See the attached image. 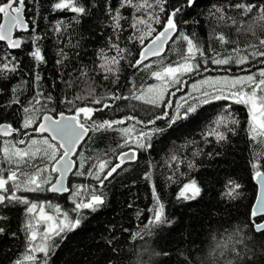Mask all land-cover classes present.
Returning a JSON list of instances; mask_svg holds the SVG:
<instances>
[{"label": "snow or ice", "instance_id": "6c2138e0", "mask_svg": "<svg viewBox=\"0 0 264 264\" xmlns=\"http://www.w3.org/2000/svg\"><path fill=\"white\" fill-rule=\"evenodd\" d=\"M198 7V0H0V236L19 239L23 234V251L12 264H50L58 240L67 239L88 214L106 206L108 186L142 154L143 178L152 182L148 169L156 163L148 156L155 144H174L208 106L218 111L201 133L204 141L228 143L243 131L250 142L264 145V0H210L205 8ZM201 18L209 30L207 44L188 31ZM241 36L249 39L241 42ZM101 40L86 63L88 43ZM49 54L52 69L46 74ZM126 69L133 77L144 74L140 82L123 77ZM97 79L110 85L107 92L97 94ZM58 82L63 87L54 95L51 89ZM121 101L128 102L127 112ZM237 106L246 112L243 124ZM107 132L120 138L109 150L111 156H85L83 146L93 134ZM258 156L249 164L259 194L246 206L243 227L264 237V157ZM182 163L196 167L192 160L170 156L165 183L180 185L177 201H194L202 187L196 179H178L188 175L180 172ZM85 176L94 183L74 182ZM149 186L153 205L147 209L151 215L145 228L171 227L175 221L166 215L156 183ZM241 190L230 179L223 198L237 199ZM45 192L67 194L70 206L27 195ZM14 208L23 210L20 227L8 232L5 212ZM241 232L233 234L235 243L232 235L218 242L205 264H244L247 252L238 247L244 244ZM144 235L136 233L141 239ZM113 238L106 241L110 247ZM178 264H189L188 258Z\"/></svg>", "mask_w": 264, "mask_h": 264}, {"label": "trees", "instance_id": "16d2710c", "mask_svg": "<svg viewBox=\"0 0 264 264\" xmlns=\"http://www.w3.org/2000/svg\"><path fill=\"white\" fill-rule=\"evenodd\" d=\"M209 3L210 0H198L197 11ZM85 27L88 25L85 24ZM220 30L236 39L229 29ZM188 31H195L206 44L209 41V30L205 27L204 18H201L199 26H190ZM247 39H249L247 36L240 37L241 42ZM102 44V40L99 43L94 41L88 43L85 49L87 55L84 57L86 63L94 58L93 53ZM214 46H217L215 42ZM50 47L51 42H46V50ZM48 60L46 74L52 69L51 54L48 55ZM24 63L28 64L27 58ZM232 71L239 72V69L233 67ZM143 75L137 73L133 77L131 69L123 71V77L135 78L137 83ZM123 82L127 84L128 80L125 79ZM148 82L155 83L154 80ZM62 87L63 83L58 82L56 88L51 90L54 95H59ZM109 87L106 82L101 83L97 79V94L107 92ZM48 90L50 89L46 79L45 91ZM119 103L127 112L125 105L128 102ZM217 111V106H208L202 112V118L188 126L184 136L177 139L174 144L168 140L156 143L148 156L156 163L155 168L148 169L153 172L152 182L156 183L157 191L165 203L166 215L175 221L171 227L148 225V228H145L147 217L151 215L147 209L153 205V201L149 186L152 182L143 178L145 154H142L138 163L128 165L129 171L122 173L108 186L106 206L96 213L88 214L80 228L67 234V239L58 240L59 247L51 256L50 264H159L161 260L164 264H178V260L185 257L188 258L189 264H205V261L214 257L213 250L218 242L223 243L232 235L231 242L235 243L237 237L233 234L237 229H242L241 236L244 238V244L238 247L247 252L244 264H264V237L243 227L246 223L244 215L246 206L253 201L257 191L252 179L254 170L250 168L249 162L254 158V154H259L257 158L264 157V145L250 142L243 131L238 135H232L228 143L217 144L212 138H209L208 142L204 141L201 133ZM237 111L243 124L246 112L240 106H237ZM66 114L70 113L66 111ZM140 115L144 114L141 112ZM119 139V136L112 132L93 134V139L84 144L82 151L85 156L109 152L110 149L116 148L115 141ZM186 139L195 143L186 144ZM196 152L200 154L194 157L193 153ZM172 155L185 161H194L196 165L194 169H188L186 163L180 165V172L188 175L178 179L182 182H187L189 178L196 179L202 187V195L198 199L189 202L177 201L175 196L180 185L165 183L166 175L170 174L168 162ZM230 179H235L242 185L241 195L237 199L223 198L225 182ZM74 182L94 183L87 176L74 178ZM27 195L33 199L59 203L65 208L70 206V201L66 199L67 195L58 197L47 192ZM36 195H39V198ZM129 204L133 207L129 208ZM22 211V208L6 210L5 214L9 217L8 232L18 231ZM137 211H142V215L137 217ZM146 231H150V234L144 235ZM138 232L144 235L143 239L136 236ZM19 235V239H11L7 235L0 236V264H12L23 251L21 247L23 234ZM109 238H113L111 247L106 243ZM113 248L117 249L115 254ZM162 250L171 255L167 257L153 255L154 252Z\"/></svg>", "mask_w": 264, "mask_h": 264}, {"label": "water", "instance_id": "95a60500", "mask_svg": "<svg viewBox=\"0 0 264 264\" xmlns=\"http://www.w3.org/2000/svg\"><path fill=\"white\" fill-rule=\"evenodd\" d=\"M253 182H254V184H255V186H256V189H257V191H256V195H258V194H259V185L256 183L255 180H253ZM49 194H52V193H49ZM52 195H56V194H52ZM65 195H67V194H64L63 196H65ZM57 196H60V195H57Z\"/></svg>", "mask_w": 264, "mask_h": 264}, {"label": "rangeland", "instance_id": "374dc122", "mask_svg": "<svg viewBox=\"0 0 264 264\" xmlns=\"http://www.w3.org/2000/svg\"><path fill=\"white\" fill-rule=\"evenodd\" d=\"M36 196L39 198V195H36ZM36 196H35V197H36ZM40 201H41V200H40Z\"/></svg>", "mask_w": 264, "mask_h": 264}, {"label": "flooded vegetation", "instance_id": "af4514ba", "mask_svg": "<svg viewBox=\"0 0 264 264\" xmlns=\"http://www.w3.org/2000/svg\"><path fill=\"white\" fill-rule=\"evenodd\" d=\"M53 196H57V195H53ZM58 197H60V196H58Z\"/></svg>", "mask_w": 264, "mask_h": 264}]
</instances>
